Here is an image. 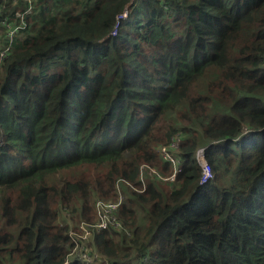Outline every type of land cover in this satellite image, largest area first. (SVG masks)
<instances>
[{
	"label": "trees",
	"instance_id": "1",
	"mask_svg": "<svg viewBox=\"0 0 264 264\" xmlns=\"http://www.w3.org/2000/svg\"><path fill=\"white\" fill-rule=\"evenodd\" d=\"M129 1L0 0V264H86L69 223L117 180L101 259L264 264V0H142L110 35ZM175 133L174 180L127 185Z\"/></svg>",
	"mask_w": 264,
	"mask_h": 264
},
{
	"label": "built area",
	"instance_id": "2",
	"mask_svg": "<svg viewBox=\"0 0 264 264\" xmlns=\"http://www.w3.org/2000/svg\"><path fill=\"white\" fill-rule=\"evenodd\" d=\"M5 1V0H2ZM16 2L18 0H12ZM30 2V0H26ZM133 4L139 5L138 3L130 0L125 7L122 9L120 13H117L114 17V24L112 29L110 30V35H115L117 32V28L120 22L125 19L130 11L133 10ZM3 5L0 4V8ZM138 7V6H137ZM30 11V8H27L26 13ZM17 16L21 17V14L16 12ZM6 23L5 20L2 21ZM7 25V24H6ZM14 30L10 32L13 33ZM10 49V44L8 43L5 46L0 47V58L3 59L7 56V53ZM181 140V135L179 133H175L173 136L170 137L169 141L165 144H161L157 147V153L161 157L164 162L170 164L171 171L168 175L164 176L161 175L158 170L150 165L141 164L138 168L139 172V181L141 187H133L130 183L126 182L132 189L141 191L144 187V177L145 175H155L157 178L164 180V181H173L175 178L176 172L179 170V163L180 158L177 156V149L179 147ZM208 146V145H207ZM205 148L206 147H199L196 150V159L201 168L200 170V183L206 182L211 176V169L205 159ZM122 182L121 180L116 181L117 187V198L115 200L106 201L100 198L95 199L93 203V210L95 219L93 221H86L81 220L80 222L76 223L75 225H71L69 223L68 234L72 241V248L69 253V256L75 255L78 259L86 264H91L92 262L101 259L98 253L90 248L88 245L89 238L91 237L94 231H102L107 228H114L117 230L122 229V225L117 218L116 212L123 202L124 197L122 192L119 189V183ZM101 261L103 264H110L108 260L102 258ZM63 264H67L65 261Z\"/></svg>",
	"mask_w": 264,
	"mask_h": 264
},
{
	"label": "rangeland",
	"instance_id": "3",
	"mask_svg": "<svg viewBox=\"0 0 264 264\" xmlns=\"http://www.w3.org/2000/svg\"><path fill=\"white\" fill-rule=\"evenodd\" d=\"M134 2H136V4L138 3L139 5H137L138 7H140V4L142 2V0H133ZM130 2V1H129ZM128 3V2H127ZM126 5V4H125ZM71 225H75L72 222H70Z\"/></svg>",
	"mask_w": 264,
	"mask_h": 264
}]
</instances>
